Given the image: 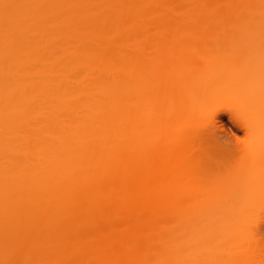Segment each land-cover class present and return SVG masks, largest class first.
<instances>
[{"label":"bare ground","instance_id":"1","mask_svg":"<svg viewBox=\"0 0 264 264\" xmlns=\"http://www.w3.org/2000/svg\"><path fill=\"white\" fill-rule=\"evenodd\" d=\"M227 53L248 89L214 78ZM223 95L264 143V110L245 121L264 99V0H0V264H262L259 231L227 249L211 229V203L264 185L244 162L213 183L237 156L193 112Z\"/></svg>","mask_w":264,"mask_h":264},{"label":"rangeland","instance_id":"2","mask_svg":"<svg viewBox=\"0 0 264 264\" xmlns=\"http://www.w3.org/2000/svg\"><path fill=\"white\" fill-rule=\"evenodd\" d=\"M155 31H150L146 36H153ZM155 36V35H154ZM226 56L231 63L227 67L218 68L215 72L214 78L219 84L238 83L241 86H234L236 92L238 87L241 91L244 88L248 89L250 86L248 83V77L241 75L238 81L233 78L238 75V72L234 68L235 58L232 54L227 53ZM241 61H248L250 58L239 57ZM229 80V81H228ZM198 87V86H197ZM234 97H226L223 95L218 99L210 101L206 110L193 112V118L201 117L202 119H220L223 124L216 123L210 127L203 129V133L216 142L219 149L223 151L232 152L237 156V160L229 158L225 161L226 168L219 175L214 177V185L220 191L229 190L238 179L237 168L241 162L249 163L251 168H260L264 164V143L259 140L250 138V135L246 132L245 128H242L238 123L233 121L230 117V112L233 109ZM248 103V102H247ZM264 110V99H250L245 115V121L251 124V118L253 113L258 110ZM231 159V160H230ZM217 184V185H216ZM246 186L253 187V193L251 199L247 201L246 205L240 206H223L216 203L210 204L209 220L211 223L212 231H217L219 242L222 243L225 248H233L240 240L247 237V233L250 234L251 230L259 231L260 236L264 239V185L246 184ZM136 223V221L130 216L115 217V218H100L97 225L94 227L97 236H100L106 229H119L122 227H129ZM251 229V230H250ZM45 239L50 242L61 243L64 239L61 237L47 236ZM213 242H216L213 240ZM76 260V256L70 258L71 262ZM264 264V262L262 263Z\"/></svg>","mask_w":264,"mask_h":264}]
</instances>
